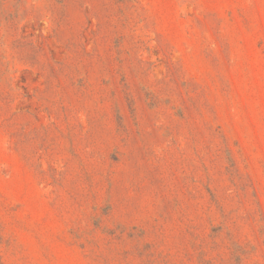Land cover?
Masks as SVG:
<instances>
[{
	"label": "rangeland",
	"instance_id": "obj_1",
	"mask_svg": "<svg viewBox=\"0 0 264 264\" xmlns=\"http://www.w3.org/2000/svg\"><path fill=\"white\" fill-rule=\"evenodd\" d=\"M0 264H264V0H0Z\"/></svg>",
	"mask_w": 264,
	"mask_h": 264
}]
</instances>
